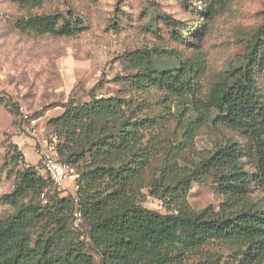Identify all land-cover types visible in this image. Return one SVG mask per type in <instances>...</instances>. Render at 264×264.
Wrapping results in <instances>:
<instances>
[{
  "label": "trees",
  "instance_id": "obj_1",
  "mask_svg": "<svg viewBox=\"0 0 264 264\" xmlns=\"http://www.w3.org/2000/svg\"><path fill=\"white\" fill-rule=\"evenodd\" d=\"M9 1L37 7L41 0ZM201 1L203 16L209 18L232 0ZM166 20L176 26L175 20ZM84 25L81 17L60 11L14 21L20 31L53 36L76 35ZM263 50L264 22L247 42L241 64L211 81L203 93L197 88L204 72L199 58L158 71L153 51L127 53L128 64L136 71L128 77L133 89L161 88L190 98L193 117L181 126L186 143L180 142L179 148L190 144L199 127L209 121L241 133L247 147L226 139L171 183L162 185L163 172L147 183L152 146L145 138L153 121L144 112L142 98L98 97L92 92L86 102H70L47 125L57 138L59 157L79 173L78 188L74 195L59 196L34 166L19 168L13 189L0 197L1 203L14 209L0 214V264H222L218 256L203 251L204 244L215 239L237 246L241 257L234 264H264V205L246 204L240 209V198L252 184L264 193V88L257 83ZM13 156L20 157L16 148ZM243 158H248L252 172L244 168ZM207 179L236 209L189 212L179 207L161 213L140 203L146 186L166 202L185 196L192 182ZM76 209L87 227L86 242L75 241L69 229Z\"/></svg>",
  "mask_w": 264,
  "mask_h": 264
},
{
  "label": "rangeland",
  "instance_id": "obj_2",
  "mask_svg": "<svg viewBox=\"0 0 264 264\" xmlns=\"http://www.w3.org/2000/svg\"><path fill=\"white\" fill-rule=\"evenodd\" d=\"M201 0H41L37 7H21L9 0H0V197L15 184L16 171L24 165L34 166L45 175L37 154L39 140L51 141L47 120L62 113L70 103H83L89 94L103 97H141L144 112L153 121L145 140L152 146V156L145 172L149 183L162 176V185L179 177L216 147L231 139L247 147L242 134L217 122L199 127L193 141L186 143L181 126L193 117L190 98L167 94L161 88H145L138 92L128 77L136 71L126 59L127 53L149 50L154 53V67L166 71L179 66L181 60L199 58L204 72L197 88L206 86L219 75L227 73L243 61L247 42L264 22V0H232L218 7L209 18L203 16ZM60 11L78 16L85 28L72 36L36 35L14 27L15 19ZM176 21V26L166 19ZM203 29L197 33L198 28ZM257 74L260 89L264 88V50ZM264 92V91H263ZM22 105L37 120L36 134L16 129L18 107ZM217 113L212 112V117ZM14 148L20 157L14 160ZM243 166L253 171L248 158ZM177 171V172H176ZM59 196L74 195L55 189ZM52 195V192H49ZM141 205L161 213L175 212L179 207L189 212L205 208L218 212L232 209L217 185L210 179L192 182L185 196L163 202L146 186L141 190ZM181 202V203H180ZM264 205V193L252 184L250 192L240 198V209L246 204ZM13 208L0 202V214ZM86 224H71L75 241H84ZM245 249H243L244 252ZM86 251L91 254L92 250ZM207 255H216L222 264L240 259L236 245L215 239L203 246ZM198 257L190 258V261ZM97 260V259H96Z\"/></svg>",
  "mask_w": 264,
  "mask_h": 264
},
{
  "label": "built area",
  "instance_id": "obj_3",
  "mask_svg": "<svg viewBox=\"0 0 264 264\" xmlns=\"http://www.w3.org/2000/svg\"><path fill=\"white\" fill-rule=\"evenodd\" d=\"M99 95L98 97H100ZM19 117L16 125V129L24 134H29L32 136H37L36 134V124L37 120L31 118L28 111L20 105L18 107ZM57 138L55 135L51 134V141L43 138L38 142L37 154L41 160L43 170L45 175L44 178L50 180L53 185L59 190H66L69 185H72L74 190L78 188L77 180L79 178V173L75 168L68 162L61 159L57 152ZM42 203L46 202L45 192L40 195ZM81 211L76 209L73 213L72 225L74 228H78L82 220Z\"/></svg>",
  "mask_w": 264,
  "mask_h": 264
}]
</instances>
